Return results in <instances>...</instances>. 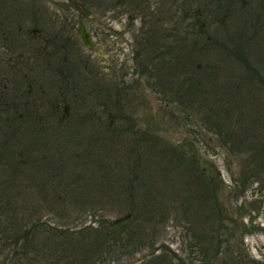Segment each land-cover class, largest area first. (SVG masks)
Returning <instances> with one entry per match:
<instances>
[{"label":"rangeland","instance_id":"obj_1","mask_svg":"<svg viewBox=\"0 0 264 264\" xmlns=\"http://www.w3.org/2000/svg\"><path fill=\"white\" fill-rule=\"evenodd\" d=\"M86 1L87 13L76 0H0V242L17 214L30 230L19 248L43 264L60 230L131 210V190L140 218L155 208L156 220L128 221L148 225L152 246L123 234L97 264L264 262V155L247 147L264 135V0ZM113 126L126 157L97 140ZM141 130L159 146L136 141ZM168 143L215 180L189 178ZM8 248L0 264H13Z\"/></svg>","mask_w":264,"mask_h":264},{"label":"trees","instance_id":"obj_2","mask_svg":"<svg viewBox=\"0 0 264 264\" xmlns=\"http://www.w3.org/2000/svg\"><path fill=\"white\" fill-rule=\"evenodd\" d=\"M76 1H77V5L79 6V8L82 11H84V12L88 11V9H89L87 7V5L89 3L88 1H86V0H76ZM137 1L138 0H131L132 3L137 2ZM152 36H153V34L151 33L150 38ZM154 36L152 37V39L154 41H156V36L155 37ZM181 41H183V40H181ZM146 46L148 47V45H146ZM99 89H101V88H99ZM103 92H102V95H103ZM93 95H95V94H93ZM64 103L65 104L62 108V111H63L62 115L67 114V111H66L67 107L70 106V102L64 101ZM52 108H53L52 109V113H53L56 110V108H55V106H53ZM54 113H56V112H54ZM127 115L128 114L123 113V115L117 114V115H114V117L121 118L124 120V118H128ZM109 129L111 131L110 136H109V134H103V135L99 136L97 140L107 138L104 142H101L100 144L103 147L106 146L108 148L113 147L115 145L117 147V149H115V151L120 152V155H123L124 157H126V155L128 153L123 149L124 147L122 146L121 139L118 140V138L120 137L119 136L120 131H118L117 128H114V126L109 128ZM12 130L16 131L17 129H12ZM138 133H140V135L136 139V141L139 140V142L141 141V143H144L145 145H147V143H149L148 146H152L151 144H153V143L156 146H159L157 138L149 137L146 134V133H148L147 131L141 130V132L139 131ZM254 137H255V139H254ZM111 138H113L114 142L111 141L112 140ZM252 140L254 142H251ZM117 141H118V144H117ZM122 142H123V139H122ZM130 142L132 145L137 147L138 144L136 142H134L132 140H130ZM248 143L249 144L247 147L249 149H251L252 151H254V154L251 157L258 155L259 152H261V154L264 155V135L262 136L261 139H259L257 134H252ZM115 146H114V148H115ZM160 146H162V145H160ZM162 148L164 149L165 153H168V155H167L168 157H170V158L173 157V158L177 159L176 162H178V165H180V166L185 165L186 166L185 170H187V174H190L189 178L194 177L193 180L196 179L199 182L201 180L203 181V179H205L204 182L206 185H208V181L213 182L215 180V178L213 176L214 174L211 171V167L207 168L204 166H200V161L198 159V156L195 155V152H194V150H192V148L190 150H188L185 145H182V147H180L177 144H173V146L171 147L169 143L166 144L165 147L162 146ZM185 149H187L189 152H186ZM39 150L47 152L50 149H48L46 142H40L39 143ZM28 153H31V152L28 151ZM28 156H30V155H28ZM171 160H173V159H171ZM130 169H132V168H130ZM191 176H193V177H191ZM195 176L197 178H195ZM38 181H40V180L38 179ZM126 185L132 186V184H130V183L126 184ZM215 185H216V183L215 184L213 183V186H215ZM53 195H56L57 197H61V194H59V193L53 194ZM137 195H138V193L130 190L129 196H130V198H132L131 202L134 201L132 209L129 210L123 216L117 217V218L107 222V225H102L100 229H97L96 227L87 225V226H84L83 228H80V230H78V232L75 233L76 234L75 236H70V237H68V236L63 237L61 234V230H60V232L58 233V236H61V241H62V244L60 247V253H56V252H53V254L49 253L46 251V249L48 248L46 246L45 249H42V252H41V256L44 257L42 263L43 264H97L99 260H101L102 258H105V256L103 255L105 252L112 251L114 249L113 246L118 245L119 238L120 237L124 238L123 234H125V238H126V239L124 238L125 239L124 243L132 242L133 240H136L138 242V244L146 245V243H147L148 245L152 246L150 244L151 242H149V240H148V237H147L148 234H147V232H145V231H147L146 229L148 227V225H144L145 222L140 223V224H135L133 226L128 224V221L131 217H133L132 219H137V220H138V218L139 219H146V220H150V221L154 220V219L156 220V217L153 218L155 216L154 214H156L153 204H151V206L149 207V212H148V214H146L147 217L146 218H140L141 217V209H138V208L141 206H139L137 204L140 201L138 199L135 200ZM46 198H47V195H46ZM52 199L55 200L56 198H52ZM46 200H48V199H46ZM217 201L218 200L216 199L217 206H220ZM158 212L159 211H157V214H158ZM8 221L9 222H5V224H8V225L10 224L8 231L5 233L8 235L2 238V241L0 242V251L5 250L11 246L8 249L10 250V252H12V255L9 256V258L12 259V257H13V261H14L13 264H30L29 259H28L29 255L27 254L26 249H25L26 245L22 244V247H20V248L18 246L19 239L25 238L27 236V233H29L30 230L29 229L24 230L22 228V224H20L19 217L17 214L10 216ZM222 226H224L223 223H222ZM149 227H151V226H149ZM88 236H90V240H88ZM11 238H12V241L8 242L7 239L11 240ZM47 239H49V237H47ZM54 250H55V246H54ZM158 261L162 264H165V258L163 256H160V260H158ZM153 262H154V264H157V262L155 260ZM145 264H148V263H145ZM247 264H264V262H261L259 260H255V259H253V260L250 259V261H247Z\"/></svg>","mask_w":264,"mask_h":264},{"label":"water","instance_id":"obj_3","mask_svg":"<svg viewBox=\"0 0 264 264\" xmlns=\"http://www.w3.org/2000/svg\"><path fill=\"white\" fill-rule=\"evenodd\" d=\"M78 33L81 37V40L84 45H86L88 48H91L94 46V40L91 36V32L86 28L85 26H80L78 28Z\"/></svg>","mask_w":264,"mask_h":264}]
</instances>
